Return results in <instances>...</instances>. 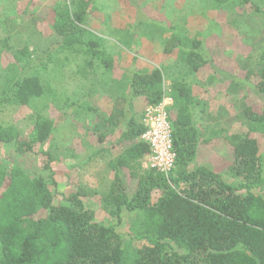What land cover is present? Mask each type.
<instances>
[{
    "label": "trees",
    "instance_id": "trees-1",
    "mask_svg": "<svg viewBox=\"0 0 264 264\" xmlns=\"http://www.w3.org/2000/svg\"><path fill=\"white\" fill-rule=\"evenodd\" d=\"M209 1L214 10L232 4L250 6L264 19V0ZM89 9L94 11L95 5L85 0L53 9L56 47L44 51V57H32L27 49L15 53L3 81L0 107L29 106L39 99L45 87L40 78L59 54L55 52L87 56L105 69L112 67L103 41L83 27ZM201 46V41L173 35L164 53L171 55L178 48L186 67L195 73L208 65ZM249 75L256 80L252 86L261 97V107L251 110L244 121L248 134L233 137L230 173L239 177L234 183L194 165L198 147L207 143L193 123L200 102L178 81L171 87L173 105L168 112L175 168L169 178L151 169L140 175L150 149L139 139L143 128L134 121L132 100L140 97L146 107L160 103L162 73L154 69L128 82L131 97L117 98L106 117L115 129L123 120L127 127L119 140L125 147L111 164L118 187L111 186L102 198L104 210L118 223L123 210L135 215L128 239L117 232L118 223L96 222L80 192L55 202L49 186L57 183L48 152H40L45 176L31 177L0 157V264H264V197L254 192L264 185V154L249 136L264 135V47ZM34 116V128L27 136L14 126L0 125V145H14L15 153L25 156L48 142L55 122L38 109ZM128 177L137 180L132 192L125 187Z\"/></svg>",
    "mask_w": 264,
    "mask_h": 264
},
{
    "label": "rangeland",
    "instance_id": "rangeland-1",
    "mask_svg": "<svg viewBox=\"0 0 264 264\" xmlns=\"http://www.w3.org/2000/svg\"><path fill=\"white\" fill-rule=\"evenodd\" d=\"M77 1L0 0V93L15 53L27 49L32 57H44V51L54 49L58 40L53 9ZM85 1L93 3L95 10H88L83 27L103 41L112 67L105 69L97 59L87 56L55 52L59 54L46 72L41 71L43 95L29 106L0 107L1 126H14L27 136L34 128L38 109L55 122V132L48 142L25 156L17 155L14 145H0L4 163L19 167L31 177L45 176L40 152H48L57 183L56 187L49 186L55 202L63 203L69 194L80 192L96 222L106 226L118 223L104 210L102 198L111 186L113 190L118 187L108 162L125 147L126 143L119 140L127 121L115 129L106 117L117 98L131 97L128 82L132 78L158 69L165 96H170L173 82L178 81L191 94L206 98V117L212 120L207 128L211 126L209 132L213 130L215 135L199 147L194 165L218 172L227 183L236 182L239 177L230 173L233 137L248 134L244 121L251 110L261 107V97L252 86L256 80L249 72L264 47V19L250 6L232 4L214 10L209 0ZM173 35L201 41L208 65L194 73L186 67L178 48L171 55L165 54ZM132 103L134 121L139 124L146 106L140 97ZM249 136L257 140L259 153L264 154V135ZM109 142L117 150L110 152ZM146 171L140 166V175ZM124 182L129 191L135 190L137 180L128 177ZM254 192L264 197V185ZM120 218L116 230L128 239L135 215L123 210Z\"/></svg>",
    "mask_w": 264,
    "mask_h": 264
},
{
    "label": "built area",
    "instance_id": "built-area-1",
    "mask_svg": "<svg viewBox=\"0 0 264 264\" xmlns=\"http://www.w3.org/2000/svg\"><path fill=\"white\" fill-rule=\"evenodd\" d=\"M172 105V98L164 95L160 103L147 106L143 111V131L139 138L150 149V154L142 160V168L155 170L165 178H169L176 162L173 128L168 114Z\"/></svg>",
    "mask_w": 264,
    "mask_h": 264
},
{
    "label": "crops",
    "instance_id": "crops-1",
    "mask_svg": "<svg viewBox=\"0 0 264 264\" xmlns=\"http://www.w3.org/2000/svg\"><path fill=\"white\" fill-rule=\"evenodd\" d=\"M191 95L194 97V99H196V101L200 102V104H198V105L196 104L197 106H196L195 111H194V118H195V120L193 119L194 120L193 121L194 126L199 130V133L201 135V139L202 140L205 139V141H207V143H209L210 140L213 139V136L215 135V133H213V130H212V133L209 132V129L211 126L209 128H207L209 124H212V120H210V118L206 117V113H207L206 112V105H207L206 98H203L202 94H191ZM199 105H201V106H199ZM200 108L202 109V112H199ZM206 119H209V121H207ZM206 129H208L207 130L208 133L205 134ZM203 144H206V143H203ZM108 146H109L110 152L117 150V146H114V144H112L111 142H109ZM199 147H198V152H199ZM119 155H120V152L117 153V156H119ZM117 156H116V158H117ZM115 159L113 161L108 162L110 169L112 168L111 164H113L115 162ZM211 159H212V157H211Z\"/></svg>",
    "mask_w": 264,
    "mask_h": 264
},
{
    "label": "clouds",
    "instance_id": "clouds-1",
    "mask_svg": "<svg viewBox=\"0 0 264 264\" xmlns=\"http://www.w3.org/2000/svg\"><path fill=\"white\" fill-rule=\"evenodd\" d=\"M202 144H200V146H201ZM199 153V152H198ZM199 157V156H198Z\"/></svg>",
    "mask_w": 264,
    "mask_h": 264
}]
</instances>
